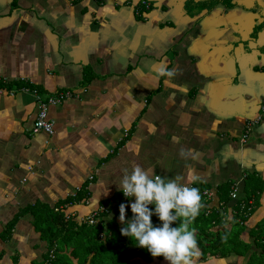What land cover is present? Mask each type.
Instances as JSON below:
<instances>
[{"label":"crops","instance_id":"obj_1","mask_svg":"<svg viewBox=\"0 0 264 264\" xmlns=\"http://www.w3.org/2000/svg\"><path fill=\"white\" fill-rule=\"evenodd\" d=\"M151 2L0 0V264L43 262L48 243L33 216L4 236L8 224L86 181L90 198L67 214L83 221L109 209L124 227L119 206L131 220L135 196L119 186L135 165L213 193L201 209L219 214L209 231L224 240L216 252L207 249L215 237L199 245L197 264H261L264 0ZM161 64L176 75L159 76ZM35 91L70 92L49 108L52 134L33 132ZM131 255L119 264H170Z\"/></svg>","mask_w":264,"mask_h":264},{"label":"clouds","instance_id":"obj_2","mask_svg":"<svg viewBox=\"0 0 264 264\" xmlns=\"http://www.w3.org/2000/svg\"><path fill=\"white\" fill-rule=\"evenodd\" d=\"M156 71L163 77L176 75L165 64ZM153 173L154 170L135 165L130 173L123 175L119 189L125 197L135 196V202L130 205L131 220L125 219L126 205L119 206V220L126 225L121 228V234L138 242L137 246L147 248L153 257L163 256L170 264H197L202 253L195 229L190 225L203 207L199 189L181 183V177L166 179ZM197 179L190 176L192 183ZM149 205L155 206L154 212ZM153 214L158 216L161 226H154ZM174 222L178 226L173 227Z\"/></svg>","mask_w":264,"mask_h":264},{"label":"trees","instance_id":"obj_3","mask_svg":"<svg viewBox=\"0 0 264 264\" xmlns=\"http://www.w3.org/2000/svg\"><path fill=\"white\" fill-rule=\"evenodd\" d=\"M89 185L90 181H86L74 194L59 200L54 207L37 202L23 208L20 214L8 224L4 236L11 232L20 215L28 213L33 216V223L36 230L40 232L41 239L48 243V251L43 262H36V264H71L72 257L78 258L82 264H119L133 256L131 254L141 252L146 255L147 248L137 246L138 242L122 235L118 222L108 219L109 209L93 214L91 217L96 220L93 224L89 222V218L78 221L67 214L66 208L69 205L86 202L90 198ZM108 202H104L103 205L108 206ZM149 207L154 212L155 206L149 205ZM213 215L207 212V209H200L199 215L192 223L194 227L191 228L198 231L196 232L198 245H204L210 237H215L210 240L211 246H207V249L216 252L224 236L215 235L209 231L212 221L214 224L217 218H219L218 222L221 221L218 213L215 214L216 217ZM155 221L158 222V226H161L162 222L157 215L153 214L154 226H156ZM172 226H178V222H174Z\"/></svg>","mask_w":264,"mask_h":264},{"label":"built area","instance_id":"obj_4","mask_svg":"<svg viewBox=\"0 0 264 264\" xmlns=\"http://www.w3.org/2000/svg\"><path fill=\"white\" fill-rule=\"evenodd\" d=\"M140 3L147 9H149L152 5L151 0H140ZM30 87L23 86L21 89L23 90H29ZM36 96H37V102H38V112H37V117L34 122L33 126V132L38 133L40 131H45L49 134L54 133L55 131V126H54V121L50 119L49 117V108L51 105H55L60 103L65 96L70 95V92L66 93H60L59 95L55 96H49L47 98L41 97L37 91H35ZM260 119V116H259ZM251 124H248V130L251 128ZM245 138L247 137V134L244 136ZM188 185V184H186ZM190 186V185H188ZM191 187V186H190ZM232 196L235 198L238 196V187L237 185L233 186V192L231 193ZM200 195L210 198L213 196V193L209 190H203L200 192ZM89 222L91 224L96 223V220L94 217L89 218Z\"/></svg>","mask_w":264,"mask_h":264},{"label":"rangeland","instance_id":"obj_5","mask_svg":"<svg viewBox=\"0 0 264 264\" xmlns=\"http://www.w3.org/2000/svg\"><path fill=\"white\" fill-rule=\"evenodd\" d=\"M81 256H82V254H81ZM257 259L261 262V264H264V256L261 257V255H258V258ZM251 263H252V261H249V264H251ZM71 264H73V262H71Z\"/></svg>","mask_w":264,"mask_h":264}]
</instances>
